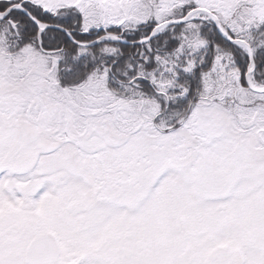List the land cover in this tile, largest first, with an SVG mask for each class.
Here are the masks:
<instances>
[{"label":"snow or ice","instance_id":"snow-or-ice-1","mask_svg":"<svg viewBox=\"0 0 264 264\" xmlns=\"http://www.w3.org/2000/svg\"><path fill=\"white\" fill-rule=\"evenodd\" d=\"M0 264H264V0H0Z\"/></svg>","mask_w":264,"mask_h":264}]
</instances>
